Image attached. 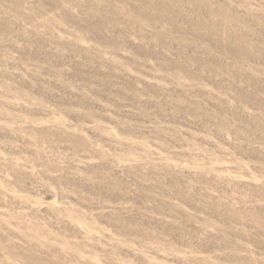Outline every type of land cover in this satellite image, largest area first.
Wrapping results in <instances>:
<instances>
[{
	"label": "rangeland",
	"instance_id": "1",
	"mask_svg": "<svg viewBox=\"0 0 264 264\" xmlns=\"http://www.w3.org/2000/svg\"><path fill=\"white\" fill-rule=\"evenodd\" d=\"M0 264H264V0H0Z\"/></svg>",
	"mask_w": 264,
	"mask_h": 264
},
{
	"label": "bare ground",
	"instance_id": "2",
	"mask_svg": "<svg viewBox=\"0 0 264 264\" xmlns=\"http://www.w3.org/2000/svg\"><path fill=\"white\" fill-rule=\"evenodd\" d=\"M226 8V7H225ZM142 11V10H141ZM223 12H228V8H227V10L226 9H224V10H222ZM210 13H213V12H210ZM251 13V12H250ZM227 14V13H226ZM239 16V15H238ZM237 17V16H236ZM236 18H234V20H235ZM237 23H239L240 21L239 20H235ZM228 22V21H227ZM227 22L226 23H224V25L223 26H220V25H217V24H215V23H211V22H209L210 23V25H209V34H208V37L211 39V40H213V43L215 42V44L216 45H219V46H221V49L219 48V50H221V53L220 54H225V56H227V57H230V56H232V55H236V54H238V53H240V54H242V52H243V50H241L240 48H238L237 46H235V47H233V45H232V43L231 42H233V40H232V38L231 37H224V36H222V38L221 37H219V36H217L213 31H215V28L216 27H223V29H226V28H228V25H227ZM236 23V24H237ZM242 24V23H241ZM243 25V24H242ZM237 32V31H236ZM240 35V34H239ZM238 36V35H237ZM206 38H207V36H206ZM246 40V39H245ZM231 41V42H230ZM218 46V47H219ZM247 55H250L249 53H246ZM222 56V55H221ZM251 133V132H250Z\"/></svg>",
	"mask_w": 264,
	"mask_h": 264
}]
</instances>
